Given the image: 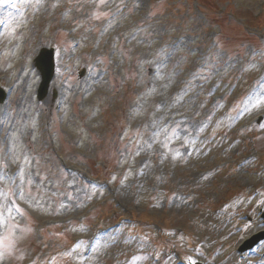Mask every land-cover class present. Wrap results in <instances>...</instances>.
<instances>
[{"label":"rangeland","instance_id":"374dc122","mask_svg":"<svg viewBox=\"0 0 264 264\" xmlns=\"http://www.w3.org/2000/svg\"><path fill=\"white\" fill-rule=\"evenodd\" d=\"M257 17L264 0H0V264H264V240L238 252L264 230ZM176 37L193 42L158 51Z\"/></svg>","mask_w":264,"mask_h":264},{"label":"water","instance_id":"95a60500","mask_svg":"<svg viewBox=\"0 0 264 264\" xmlns=\"http://www.w3.org/2000/svg\"><path fill=\"white\" fill-rule=\"evenodd\" d=\"M37 65L42 71L43 81L40 87L39 96L44 98L48 92L50 81L54 75V61L52 50L44 49L37 59ZM1 93V92H0ZM3 95L0 94V102L2 101ZM262 238H264V233L254 237L252 241H249L244 250L250 247H253L257 244Z\"/></svg>","mask_w":264,"mask_h":264},{"label":"snow or ice","instance_id":"6c2138e0","mask_svg":"<svg viewBox=\"0 0 264 264\" xmlns=\"http://www.w3.org/2000/svg\"><path fill=\"white\" fill-rule=\"evenodd\" d=\"M98 3L100 5H106L107 4V0H98ZM101 13H94V18L96 19H100L101 18ZM3 257V253H0V259H2Z\"/></svg>","mask_w":264,"mask_h":264}]
</instances>
